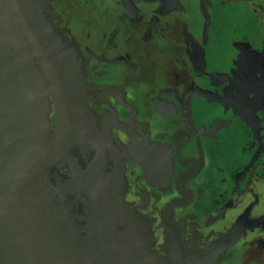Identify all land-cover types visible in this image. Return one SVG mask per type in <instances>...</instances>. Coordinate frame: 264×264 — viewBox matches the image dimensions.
Segmentation results:
<instances>
[{
  "label": "flooded vegetation",
  "instance_id": "obj_1",
  "mask_svg": "<svg viewBox=\"0 0 264 264\" xmlns=\"http://www.w3.org/2000/svg\"><path fill=\"white\" fill-rule=\"evenodd\" d=\"M54 2L78 47L87 126L154 221L150 249L162 258L170 234L186 264H264V0ZM99 154L76 142L49 166L54 199L71 162L86 171ZM66 199L84 235L88 196Z\"/></svg>",
  "mask_w": 264,
  "mask_h": 264
},
{
  "label": "water",
  "instance_id": "obj_2",
  "mask_svg": "<svg viewBox=\"0 0 264 264\" xmlns=\"http://www.w3.org/2000/svg\"><path fill=\"white\" fill-rule=\"evenodd\" d=\"M77 49L54 0H0V264H186L182 238L168 234L162 258L150 249L154 221L127 199L123 170L106 171L105 146L87 126ZM76 142L100 154L86 171L70 161L54 199L48 168ZM79 189L88 196L84 235L66 199Z\"/></svg>",
  "mask_w": 264,
  "mask_h": 264
}]
</instances>
